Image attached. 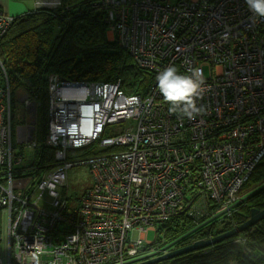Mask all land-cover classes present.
Returning <instances> with one entry per match:
<instances>
[{
  "label": "built area",
  "instance_id": "1",
  "mask_svg": "<svg viewBox=\"0 0 264 264\" xmlns=\"http://www.w3.org/2000/svg\"><path fill=\"white\" fill-rule=\"evenodd\" d=\"M103 4L108 35L153 72L154 82L146 94H126L120 81L51 75L45 141L54 148V165L40 178L18 173L23 154L14 143L13 100L0 57V213L8 216L0 264H34L36 246L45 250L40 264H134L152 254L148 231L174 215H197L208 200L230 212L264 160V17L245 0ZM56 5L37 0V6ZM13 18L0 9V39ZM169 66L181 75L203 71L192 118L170 112L159 91L156 77ZM15 133L18 143L37 145L28 125ZM100 139L103 151L80 155ZM77 165L88 166L93 183L73 207L59 188L68 186ZM3 241L1 235L0 246Z\"/></svg>",
  "mask_w": 264,
  "mask_h": 264
},
{
  "label": "trees",
  "instance_id": "2",
  "mask_svg": "<svg viewBox=\"0 0 264 264\" xmlns=\"http://www.w3.org/2000/svg\"><path fill=\"white\" fill-rule=\"evenodd\" d=\"M57 1L56 6H35L23 15H11L13 21L0 39V57L6 65L13 100V125L17 122L15 103L19 92L29 95L36 107L37 145L30 154L28 168L18 169L22 176L33 178H40L54 165V148L45 141L51 75L66 81H120L126 94H146L154 82L152 71L138 66L117 38L109 39V10L103 0ZM107 134L110 128L103 137ZM100 141L78 152L87 157L103 151ZM16 145L20 149L18 142ZM257 168L242 187L241 200L230 212H222L218 203L208 200L205 211L197 215L183 211L159 224L156 237L149 244L151 253L174 251L214 237L246 222L253 208L264 209V160ZM64 197L73 207L80 201L79 197ZM64 226L60 221L58 228ZM238 238H244V243H237ZM152 264H264V218L211 246Z\"/></svg>",
  "mask_w": 264,
  "mask_h": 264
},
{
  "label": "clouds",
  "instance_id": "3",
  "mask_svg": "<svg viewBox=\"0 0 264 264\" xmlns=\"http://www.w3.org/2000/svg\"><path fill=\"white\" fill-rule=\"evenodd\" d=\"M249 10L257 16L264 17V0H245ZM158 88L164 100L171 105L170 112H179L192 118L199 112L195 97L199 95L203 83L202 69L193 70L191 75H181L175 66H169L157 77ZM45 254L41 246L32 252L34 264H40V256Z\"/></svg>",
  "mask_w": 264,
  "mask_h": 264
},
{
  "label": "rangeland",
  "instance_id": "4",
  "mask_svg": "<svg viewBox=\"0 0 264 264\" xmlns=\"http://www.w3.org/2000/svg\"><path fill=\"white\" fill-rule=\"evenodd\" d=\"M96 3V2H95ZM97 6V5H96ZM101 6V5H100ZM98 6V7H100ZM109 39H113L114 35L109 32L108 35ZM204 73L206 76L209 75V68L207 66L204 67ZM10 86V85H9ZM25 92H19L17 94V99L15 103V118L17 119V122L14 124V143L17 144L16 141V135L15 130L18 133V131L23 130V126L28 125L31 129V132L33 133L34 138L35 137V111L36 107L28 106V103L25 102V98H28L26 95H24ZM19 97V98H18ZM30 98V97H29ZM22 118H24L23 122H21ZM26 119V122H25ZM21 122V123H20ZM32 143H22L20 142V151L23 153V156L21 158L20 165H18V169L25 171L26 167L28 168V160L30 158V154L32 153V150L36 147V144ZM37 143V140H36ZM258 169V168H257ZM256 169V170H257ZM28 183V177L24 179V183L20 186L17 181H15L16 187H23L25 184ZM93 183V177L90 173L87 165H77L73 166L69 172H68V186L60 187V193L64 197L67 195L70 198L79 197L82 193V191L91 186ZM45 198H48V195H44ZM79 200V199H78ZM8 222V216L7 214H3V224L6 225ZM156 237V230H149L147 233V240L148 242H151ZM5 240L2 242V245L5 246Z\"/></svg>",
  "mask_w": 264,
  "mask_h": 264
},
{
  "label": "water",
  "instance_id": "5",
  "mask_svg": "<svg viewBox=\"0 0 264 264\" xmlns=\"http://www.w3.org/2000/svg\"><path fill=\"white\" fill-rule=\"evenodd\" d=\"M263 218H264V209L253 208L251 210L250 218L246 222H244L243 224H241L237 227H234L231 230L220 233V234H218L214 237L208 238V239L197 240L194 243H192L186 247H183V248H180V249H177L174 251L161 253L159 255H156V254L148 255L145 258H141V259L137 260L134 264H152L155 262L171 259V258H174L176 256H179V255H182L185 253H189V252H192L195 250H199V249L211 246V245H213L217 242H220L226 238H230L236 234L241 233L242 231H244L248 227L256 225V223L261 221Z\"/></svg>",
  "mask_w": 264,
  "mask_h": 264
},
{
  "label": "crops",
  "instance_id": "6",
  "mask_svg": "<svg viewBox=\"0 0 264 264\" xmlns=\"http://www.w3.org/2000/svg\"><path fill=\"white\" fill-rule=\"evenodd\" d=\"M37 6V0H0V9L10 15H23L30 9ZM0 236H3V240L7 239L6 225L3 224V214L0 213ZM1 251L4 246L1 244Z\"/></svg>",
  "mask_w": 264,
  "mask_h": 264
}]
</instances>
